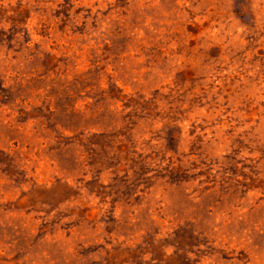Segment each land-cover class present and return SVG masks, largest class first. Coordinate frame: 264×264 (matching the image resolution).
Here are the masks:
<instances>
[{
    "label": "rangeland",
    "instance_id": "obj_1",
    "mask_svg": "<svg viewBox=\"0 0 264 264\" xmlns=\"http://www.w3.org/2000/svg\"><path fill=\"white\" fill-rule=\"evenodd\" d=\"M0 264H264V0H0Z\"/></svg>",
    "mask_w": 264,
    "mask_h": 264
}]
</instances>
